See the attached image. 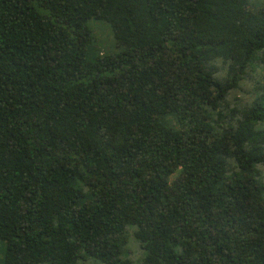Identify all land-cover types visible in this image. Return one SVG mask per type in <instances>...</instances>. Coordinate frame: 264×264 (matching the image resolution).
I'll return each mask as SVG.
<instances>
[{
  "label": "trees",
  "instance_id": "obj_1",
  "mask_svg": "<svg viewBox=\"0 0 264 264\" xmlns=\"http://www.w3.org/2000/svg\"><path fill=\"white\" fill-rule=\"evenodd\" d=\"M91 19L118 52L89 57ZM0 242L264 264V0H0Z\"/></svg>",
  "mask_w": 264,
  "mask_h": 264
},
{
  "label": "rangeland",
  "instance_id": "obj_2",
  "mask_svg": "<svg viewBox=\"0 0 264 264\" xmlns=\"http://www.w3.org/2000/svg\"><path fill=\"white\" fill-rule=\"evenodd\" d=\"M89 26L93 30L94 40L90 44L89 57L93 58L98 55H104L107 53H116L118 48L116 47V41L110 25L104 20L91 19ZM2 248H4L3 242H0V260L3 257ZM129 255L138 262L142 259L144 253L141 250L138 243L131 241ZM79 264H100L94 259H88L86 262H80Z\"/></svg>",
  "mask_w": 264,
  "mask_h": 264
}]
</instances>
